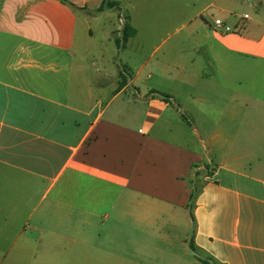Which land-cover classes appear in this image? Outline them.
<instances>
[{"label": "crops", "instance_id": "crops-1", "mask_svg": "<svg viewBox=\"0 0 264 264\" xmlns=\"http://www.w3.org/2000/svg\"><path fill=\"white\" fill-rule=\"evenodd\" d=\"M65 1L0 0V195L22 184L0 264H264V0H150L136 19L188 24L123 15V66L34 75L26 60H71L79 24L92 39L122 8Z\"/></svg>", "mask_w": 264, "mask_h": 264}, {"label": "rangeland", "instance_id": "rangeland-1", "mask_svg": "<svg viewBox=\"0 0 264 264\" xmlns=\"http://www.w3.org/2000/svg\"><path fill=\"white\" fill-rule=\"evenodd\" d=\"M116 1L121 4L122 8H120L119 10H114L111 19L108 22L103 21L99 26H97L95 22L92 23V39L88 37L87 30L85 29L84 25L79 24L76 35V42L78 48H81L82 50L77 49L75 51V57H72L71 60H69L67 57H64L65 63L60 62V60L58 59H55V61L52 62L48 60H40L37 57L34 58V62H31L28 59L25 61V63L31 64V67L34 66L40 68H34L33 70H31V73L34 75H41L45 77L61 75L62 73L74 74V68L83 66L84 73L88 74L89 76H96L98 74L97 71L103 68V66L101 65V58L99 56L100 53H104V61L107 68L113 67L117 69L118 67L123 66V63L121 62L122 51L126 45L123 42L121 32L118 31V29H120L121 27L120 18H123V15H126L128 18H133L135 19V21L138 20L139 22H141L140 24L143 25V28L167 27L170 29L168 32H172L175 28L180 27L183 23L185 24L187 22L188 24L189 19L186 16L183 17L184 19H171L169 17L171 11L170 9L166 11V8L162 9L164 12L160 13L156 17H151L147 19L138 17L136 19L137 12H142L145 10L147 11L151 9L158 11L160 10L158 4L153 3L150 0ZM109 30L110 33L105 35V33ZM134 32L135 35L136 30ZM140 32H142L141 28ZM185 32L186 30H182L181 35H184ZM165 37L166 35L163 34L157 35L152 38L151 42L149 43V47L146 51L147 56L151 55L154 52V58H162L165 49L168 48L173 42V40H168L166 43L163 44L162 47H160L163 38ZM157 47L158 49L155 51ZM80 57H82V59H79ZM200 61L201 63L198 65V68L202 69L207 64L206 56H202L200 58ZM66 62L71 63V70H69V66H66ZM20 68L21 66H19L16 61H14L12 69L9 71V73L17 75L18 72L22 70L21 69L20 71H18ZM208 72H210V70H208ZM23 73H30V70L25 69ZM9 184L10 183L6 181L5 186ZM12 186L13 193L11 195H9L6 190L5 193H2V195H0V203L3 202V204L0 206V252L3 251L6 248V245L8 244L5 239L10 238V243L21 229V210L18 209V203H21L22 184L20 182L19 176H13ZM9 200L12 202L13 205V209L10 211V213L8 211ZM7 221L8 225L6 224ZM186 259L195 261V258L186 257ZM199 264L202 263L199 262Z\"/></svg>", "mask_w": 264, "mask_h": 264}, {"label": "trees", "instance_id": "trees-1", "mask_svg": "<svg viewBox=\"0 0 264 264\" xmlns=\"http://www.w3.org/2000/svg\"><path fill=\"white\" fill-rule=\"evenodd\" d=\"M64 2H66V3H68L67 1H65V0H63ZM73 9H75V6L73 5V4H71V3H68ZM114 3L113 2H111V3H109V1L108 0H105L104 2H103V5L97 10V12H101V11H103V10H105L106 8H108L107 7V5H113ZM135 30L130 26V25H126L125 26V28H124V33H123V42L124 43H126V41L130 38V37H132L133 35H134V32ZM195 196H196V194L193 192L192 193V195H191V197H192V199H194L195 198ZM194 249V248H193Z\"/></svg>", "mask_w": 264, "mask_h": 264}, {"label": "built area", "instance_id": "built-area-1", "mask_svg": "<svg viewBox=\"0 0 264 264\" xmlns=\"http://www.w3.org/2000/svg\"><path fill=\"white\" fill-rule=\"evenodd\" d=\"M244 24V21H242V24L239 27L233 28L230 25H227L224 21L218 19L214 21V29L224 33L241 34Z\"/></svg>", "mask_w": 264, "mask_h": 264}]
</instances>
